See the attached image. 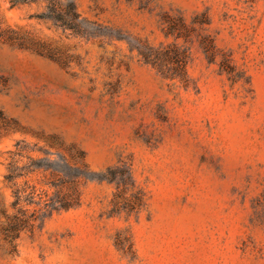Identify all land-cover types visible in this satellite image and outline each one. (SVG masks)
I'll list each match as a JSON object with an SVG mask.
<instances>
[{"label":"rangeland","instance_id":"obj_1","mask_svg":"<svg viewBox=\"0 0 264 264\" xmlns=\"http://www.w3.org/2000/svg\"><path fill=\"white\" fill-rule=\"evenodd\" d=\"M69 1L77 30L0 0V28L44 49L0 37V203L15 160L36 215L0 232V264H264V0ZM172 42L187 86L138 54ZM76 150L80 201L49 212Z\"/></svg>","mask_w":264,"mask_h":264},{"label":"trees","instance_id":"obj_2","mask_svg":"<svg viewBox=\"0 0 264 264\" xmlns=\"http://www.w3.org/2000/svg\"><path fill=\"white\" fill-rule=\"evenodd\" d=\"M11 5L23 4L29 2H44V9L41 17L51 19L59 25L71 30H77L79 27L78 19L79 13L76 10V6L73 1L69 0H8ZM181 26V25H180ZM184 29V26H182ZM174 28V27H173ZM174 30V29H172ZM176 30V29H175ZM180 30V29H178ZM172 31H168V33ZM174 32V31H173ZM180 32L177 31L175 38L180 36ZM0 37L8 42H16L19 46L26 48H33L35 46L37 52H42L43 47L40 42L35 43L34 41H24V39L18 37L12 30L0 28ZM37 46V47H36ZM205 54L212 58V46L204 47ZM139 56L147 63L151 64L161 73L164 77L177 79L184 86L188 84V76L186 72V63L188 59L187 51L176 44L175 42L159 45L157 47L145 46L143 49L138 50ZM16 126V122L6 118L2 111L0 110V132H6L10 128ZM24 148L20 142H15V150L11 152L12 156L18 155ZM82 152L76 150L71 157L73 158V167L76 168L74 171L63 173V175H58L57 173H52L54 176H58L57 185L60 189L55 191L54 197L48 198L45 202L50 203L49 212L58 209H66L75 206L80 201V193L77 186V178L83 174V167L85 165L82 163ZM15 160H10L8 162V170L4 175V179L7 183L11 184L12 187V201L11 206L15 208L12 213H6L4 208L0 203V214L3 220L0 222V232L9 243L14 245V241L18 237L19 233L24 230H31L33 228L34 222L36 220L35 212L32 211L26 214L24 208L19 206L22 201H31L34 194L33 190L26 192V189L20 187L13 181L16 177L22 176V173L16 171ZM80 165V166H79ZM57 174V175H56ZM120 184L116 182L117 191L114 194L113 201L116 198L122 196L123 189H119ZM62 187L64 189H62ZM65 190V191H63ZM136 202H140V195H137Z\"/></svg>","mask_w":264,"mask_h":264}]
</instances>
